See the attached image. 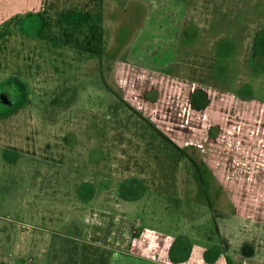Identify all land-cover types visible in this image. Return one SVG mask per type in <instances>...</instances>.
<instances>
[{"label":"rangeland","instance_id":"obj_1","mask_svg":"<svg viewBox=\"0 0 264 264\" xmlns=\"http://www.w3.org/2000/svg\"><path fill=\"white\" fill-rule=\"evenodd\" d=\"M37 3L29 11L39 14L14 19L13 25L6 24L14 31L0 35V264H57L68 259L64 252H74L75 244L74 256L85 264L87 239L104 243L111 238L94 208L121 214L119 223L111 224L115 233L107 243L112 246L130 238L122 217L150 231L149 251L161 254L156 262L169 258L172 238L184 236L194 252L182 264H264V223L257 217L264 200L251 190L256 183L235 174L229 146L226 157L209 152L212 162L220 164L216 176L221 182L204 161L203 146H186L197 165L182 159L172 202L162 174L147 164L164 142L135 110L155 118V123L149 120L180 144L186 138L164 104L153 101L157 92L150 70L166 69L165 57L158 55L166 54L169 27L172 34L168 9L154 8L148 0ZM101 15L102 57L80 44L88 43ZM176 35L178 68L171 71L181 73L186 62L191 70L186 75L195 78L201 46L182 43ZM158 36L163 39L155 40ZM248 55L249 50L244 63ZM204 58L211 64L212 56ZM245 66L237 68L239 75L246 74ZM10 84L21 88L16 99L4 93ZM250 93L245 87L243 95ZM199 134L202 140L205 133ZM138 179L143 182L135 192L138 183L130 181ZM88 182L93 186L89 198ZM92 226L95 232L89 231Z\"/></svg>","mask_w":264,"mask_h":264},{"label":"crops","instance_id":"obj_2","mask_svg":"<svg viewBox=\"0 0 264 264\" xmlns=\"http://www.w3.org/2000/svg\"><path fill=\"white\" fill-rule=\"evenodd\" d=\"M148 1L155 4L154 8L168 9L167 24L172 29L170 37V27L168 28L164 47L166 54L158 55L160 60L165 57V61L161 63L165 62L166 69L156 67L150 70L153 74L149 73L154 81L152 87L157 92L153 101L162 108L163 103L165 113L172 123L180 125L177 128H181L186 136L182 146L199 143L203 146L204 161L213 170L216 178V170L220 164L215 163V159L212 162L209 152L215 150L226 157L229 146L227 157H232L235 162V174L242 177V181L244 179L246 182L256 183L251 190L255 192V198L264 200V112L260 110L264 109V0ZM37 2L38 0H0V35L3 32L10 33L13 25L11 21L27 16L31 12L29 9L35 7ZM151 6L148 8L154 9ZM7 23L11 25L6 26ZM225 24L229 26L223 27ZM176 34L180 39L182 37V43L186 41L201 46L203 58L195 66V78L186 75L191 71L187 69L189 66L186 62L185 66H180L186 70L181 73L171 71L174 66L178 68L175 64L180 49L179 44L174 42L177 41ZM160 39H163L162 36L155 38ZM238 40H242L240 48L237 45ZM248 50L249 55L244 63L242 56ZM204 56L213 57L211 64ZM244 65L246 74L239 75L237 68ZM233 68L237 74H233ZM245 87L251 89L249 96L243 95ZM149 118L155 123V118ZM241 120L245 125L241 123L239 128L238 122ZM165 132L171 136V132ZM200 132L205 133L202 140ZM217 180L219 181L218 178ZM259 214V221L264 223V206L260 207L257 217ZM174 239L176 243L178 237L172 238V241ZM182 239L181 242L178 241L179 247L175 250L173 259L156 262L160 258L158 256L152 262L126 258L118 259V262L182 264L194 252L189 240L184 238L185 243ZM200 260L205 261V257L202 256Z\"/></svg>","mask_w":264,"mask_h":264},{"label":"flooded vegetation","instance_id":"obj_3","mask_svg":"<svg viewBox=\"0 0 264 264\" xmlns=\"http://www.w3.org/2000/svg\"><path fill=\"white\" fill-rule=\"evenodd\" d=\"M30 14H39V13H32V12H29V14L27 15H30ZM25 19V18H24ZM23 19V20H24ZM23 20H22V23H23ZM43 23V22H42ZM6 36H8V34H6ZM18 85V84H17ZM9 88V91L7 92H4L7 96H9V98L11 99H16L19 95V92L21 90L20 86H12V84H10V86L8 87ZM105 163H109L108 161H105ZM150 163L153 164V167H155V170L157 171L158 168H157V165L159 164H162L161 161H158V160H155V161H150L148 162L147 164L150 165ZM169 164V167L171 166L170 165V162L168 163ZM167 168L166 169V173H167V177H163V170H158L160 171V173L162 174L161 177V182H162V185H166V189H167V197L169 200H173V176H172V168ZM157 168V169H156ZM141 181V182H140ZM130 182H135V183H138L137 185V190L135 189L134 191L135 192H138L140 189H141V186H142V180L138 179V180H135V181H130ZM86 190H88V198L89 197H92V191H93V186L91 183H87L86 185ZM163 188V186H162ZM85 190V189H83ZM82 190V191H83ZM127 191V189H126ZM132 193V191H127V193ZM128 195V194H127ZM130 195V194H129ZM131 197V196H130ZM91 199V198H90ZM94 203H91V209L94 208ZM168 208H171V207H168ZM96 208H94V212L93 214L95 215H98L99 217H101V220L97 221V222H101L102 224H107L105 227H107V230H105V232L108 233L109 238L110 240H112V234L115 233V230H113L111 228V224H116L119 223V220L120 219V216L121 214L120 213H116L115 210L113 208H105V209H101V213L95 211ZM93 210V209H92ZM102 214V215H101ZM119 215V216H118ZM96 218V217H95ZM97 219V218H96ZM115 221V222H114ZM122 221L123 222H126L127 225L129 226V234L128 236L130 237L128 241H125L124 243H122L120 240L116 243H114V246H116L117 244H120L121 245V248L119 249H116V247L108 244L107 242H109L108 240H103V242H99L97 240H90V239H87V245H88V249H89V254H91V256L94 255L95 253V250H97V255L99 254H102L104 255L103 258L101 257L100 261L105 260L107 261L108 264H113L114 260H118V259H145L147 261H154L156 257L160 256L159 254L155 253L152 254L149 250H151L153 247L151 245L152 241H151V234H150V231L147 232V231H144V229H141L140 226H137L135 223H128L126 220H124V217H122ZM95 226H92V229H90L89 231L92 232H95V230L93 229ZM88 231V232H89ZM91 232H89L87 235H89ZM130 232H133V234H131ZM105 235V234H104ZM183 241L185 240L184 238L182 239ZM178 241L181 242V238L178 239ZM178 241L176 242V245H178ZM185 242V241H184ZM186 243V242H185ZM181 245V244H180ZM128 246V248H127ZM171 250L169 251V259H173L174 257V253H175V243L173 244V242L171 243ZM179 247V246H178ZM61 251V248L59 249ZM62 253V251H61ZM65 255H68L67 252H64ZM121 255L119 256L118 258H115V255ZM158 255V256H157ZM173 255V256H172ZM64 257V255H62ZM172 256V257H170ZM93 257H91L92 259ZM57 264H71V262L66 259H60L59 262ZM91 264V263H89Z\"/></svg>","mask_w":264,"mask_h":264},{"label":"trees","instance_id":"obj_4","mask_svg":"<svg viewBox=\"0 0 264 264\" xmlns=\"http://www.w3.org/2000/svg\"><path fill=\"white\" fill-rule=\"evenodd\" d=\"M85 41L88 43H86L84 45L83 40H80V44L82 45V47L85 50H87L89 52L97 53V54L101 55V57H102L103 50H104V28L102 25V15L100 16V22H96L95 24L92 25V31L90 34V39H88V41L86 39ZM118 97L127 106L134 109V107L132 105H130V103H128L126 99H124L121 96H118ZM135 111L148 124V126L150 128H152L153 132H155L157 134V136H159L161 138V140H163L164 147L161 148L159 153H157L153 157L155 160L162 162V164L157 165V168H158V170H163L162 173H163L164 177H167L166 169L169 167L168 163L170 162V165H171L170 167L172 168L173 189H174L175 183H176L175 181H176V177H177V171L179 169V166H180L182 159L185 157H188L196 165H197V162L188 153L186 146H182L176 140H174L172 137L167 135L163 130H161L152 121H150L149 118H146L143 114H141V112H139L137 110H135ZM76 246H78V245L75 244L74 246H72L73 251L75 253H77V251H78V249H76ZM96 251L97 250H95L94 255L91 256V254H89V249H88V245H87L85 264H89V263H91V264H108L107 261L105 260V258H104V260L100 261L101 260L100 258L101 257L103 258L104 255H102V254L97 255ZM65 252H67V251H65ZM74 252H72L71 249L67 252L68 253V260L71 262V264H80L78 262L77 255H76V257L74 256L75 255ZM91 257H93V258L91 259Z\"/></svg>","mask_w":264,"mask_h":264}]
</instances>
